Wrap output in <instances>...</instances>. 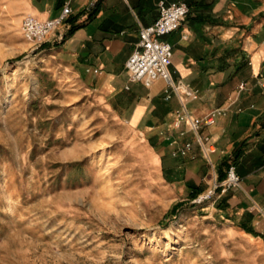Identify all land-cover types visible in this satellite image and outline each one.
<instances>
[{"label": "crops", "instance_id": "obj_1", "mask_svg": "<svg viewBox=\"0 0 264 264\" xmlns=\"http://www.w3.org/2000/svg\"><path fill=\"white\" fill-rule=\"evenodd\" d=\"M160 2L190 8L163 40L173 46L174 82L198 91L196 100L167 93L161 80L151 87L129 80L126 63L142 28L158 20ZM65 6L71 14L37 54L43 70L87 100L104 132L119 134L168 199L225 221L245 264H264V0H0V15L44 21ZM217 110L214 124L191 128ZM187 144L190 151L179 154ZM231 166L241 186L196 205Z\"/></svg>", "mask_w": 264, "mask_h": 264}, {"label": "rangeland", "instance_id": "obj_2", "mask_svg": "<svg viewBox=\"0 0 264 264\" xmlns=\"http://www.w3.org/2000/svg\"><path fill=\"white\" fill-rule=\"evenodd\" d=\"M22 24L0 15V264H245L225 221L168 199L43 70Z\"/></svg>", "mask_w": 264, "mask_h": 264}, {"label": "built area", "instance_id": "obj_3", "mask_svg": "<svg viewBox=\"0 0 264 264\" xmlns=\"http://www.w3.org/2000/svg\"><path fill=\"white\" fill-rule=\"evenodd\" d=\"M94 6L95 3L91 5V7ZM189 11L190 8L185 3L167 4L166 2H160L158 20L152 26L142 28L138 47L126 63L130 82L142 83L146 87H151L156 81L161 80L167 84V93L169 94L170 89H172L185 99L196 100L199 98L198 91L174 82L170 71L174 56L173 46L163 40L165 36L176 32L180 28ZM71 12L70 6H65L58 18L44 21L38 20L31 15L26 16L22 24L25 39L35 46L36 49L40 48L47 38L62 26ZM262 88L264 89V83ZM220 114V110H217L202 121L192 120L190 121L191 128L197 132L202 123L212 125ZM183 119L182 117L180 118L181 121ZM199 141L203 143L208 142L209 139L199 138ZM190 149L191 145L187 144L178 153L186 155ZM206 150L208 153L214 152L213 147H208ZM241 182L242 180L238 176L236 168L231 166L227 171L226 179L219 184H215L206 194L194 200V203L202 204L207 201H214L218 195L224 194L231 189L239 188Z\"/></svg>", "mask_w": 264, "mask_h": 264}]
</instances>
